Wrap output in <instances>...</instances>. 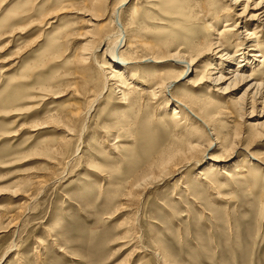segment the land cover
<instances>
[{
    "label": "rangeland",
    "instance_id": "rangeland-1",
    "mask_svg": "<svg viewBox=\"0 0 264 264\" xmlns=\"http://www.w3.org/2000/svg\"><path fill=\"white\" fill-rule=\"evenodd\" d=\"M90 1L0 0V264H264V166L250 158L264 164V138L246 126L264 121V63L248 59L252 66L223 83L195 85L219 64L214 49L205 53L226 23L215 15L226 14L234 33L244 31L243 19L250 31L255 22L237 17L234 0H211L215 11L209 0L127 1L126 41L135 32L147 43L161 38L164 60L127 65L124 87L110 84L85 116L103 89L98 65L114 66L105 54L113 41L101 42L125 2L105 0L107 15L95 22ZM90 23L104 26L89 33ZM263 31L256 37L264 52ZM98 47V63L79 62ZM177 53L196 72L177 78L170 94L155 91L161 73L180 72L166 61ZM244 59L221 64L235 71ZM251 70V79L231 82ZM251 94L260 98L253 114ZM205 98L214 104L199 103ZM172 99L207 128L191 116L175 124ZM181 147L192 161L180 173L174 163L159 167Z\"/></svg>",
    "mask_w": 264,
    "mask_h": 264
},
{
    "label": "bare ground",
    "instance_id": "bare-ground-1",
    "mask_svg": "<svg viewBox=\"0 0 264 264\" xmlns=\"http://www.w3.org/2000/svg\"><path fill=\"white\" fill-rule=\"evenodd\" d=\"M104 1L105 0H91L89 2L92 4L90 8L88 7V12H89L88 15L91 16V18L89 20L95 21V22L99 21L98 18H96V17H98V14H99L98 12L103 10ZM127 1H129V0H125V2L121 4V6H119V7L117 6V7L113 8V10H112V13L110 16V23H112L114 30H113L111 35H107V36L103 37L101 45H102L103 41H105V42H109L111 40L113 41L111 47H108V46L106 47V49H105L106 53L105 54L109 53V55H111V59H112V63L114 64V66H113L114 68L112 66H110L109 63H107V64L103 63V65H101V66L98 65L100 72L97 73L96 76L99 74V79H97V80H102L103 89L98 94H96L95 92H93L91 90L89 91V93L93 92V94H95V95L93 97L94 101L91 102L93 104H91V106L89 108H87L85 116H88L92 113V111L94 109L93 106L97 103V101H98V99H100L103 91L106 90L110 86V84H111V86H117L120 88L124 87L125 81H124L123 77H124V73L127 71V65H130V64L133 65V64H137V63H148V62H152V63L157 64V63H160L158 61L164 60V57H162V55L158 56L159 55L158 49H160L162 47V44L164 45V42H162L161 38H160L161 40L159 38L155 39L157 41L159 40L160 43H157L154 40V42L148 41V43H149L148 44L145 40L140 39V37L138 36L139 32H135L134 34L132 33L131 38H127V41H126V36H125L126 31L123 27L124 25L122 23L123 21L121 20L120 15H121L123 6L126 5L125 3ZM171 1L173 2V0H171ZM172 2H170V4ZM216 3L217 2H213V1L209 0V3H208L206 8L209 10L211 9V10L215 11L216 10V7H215ZM233 5L235 7L236 6H242L241 12H240L239 16H237V17H242V16L246 15V13H247V14H249V19L247 21H253V22H255V25L250 31V30H248L249 28H248V24L246 23V20L243 19L242 24L244 26V31H242L240 33H234L233 31H235V27H238V26L234 25L233 28H229L230 24L227 22L230 20H227L226 16H224L226 14L217 13L215 15L214 20H216V22H217L221 18H224L223 21L224 22L226 21V23L222 26L221 31L214 29L213 34L216 37H213V39H211L209 41L208 48L206 50L207 52H205V51L204 52L209 53L212 49H214V51H211V53L215 52V55L219 54V56H218L219 64L217 65L218 68L215 67V65H213L212 63L207 65L208 67L207 66L206 67H207V70L209 72L206 71L205 75L204 74H202L201 76L197 75V83L195 85H199L203 81L206 82V81H210V80L213 81V84H212L213 86L217 85L220 82L223 83V81L229 80V78H227V76L232 75V73H235L238 69L241 68V70L242 69L244 70V69H246V67L248 69V67L250 65L252 66V64H250L251 62H249L250 60H248V59H251L252 62L256 61L257 63H260V64L264 63V52L262 50L263 48L261 47L260 41L257 40L258 37H256V32L260 33V31L264 29V0H234ZM134 8L135 7H133L131 9L130 14L133 12ZM108 10L109 9L107 7L104 8L103 11H104L105 16L107 15ZM114 24H115V27H114ZM238 25H239V23H238ZM103 26L97 27L96 23H90L88 25V27L91 28L89 33H91L92 30H94L96 28H101ZM262 44H264V43H262ZM198 47H200V46H198ZM231 47H233V49H234L233 53H227L226 50L227 49L231 50ZM98 49H99V47L96 48L91 54L89 53V54L82 55V57H79L80 58L79 62L81 64H85L86 61H90V59H91L95 63H98L96 60V53H97ZM121 49H122V52L120 53L119 51ZM139 53H141V54L147 53V54L142 55V56H138L139 59H141V60L139 62H136L138 60H136L137 57L134 58V56L136 54L138 55ZM205 53H203V55ZM249 53H250V55H248ZM123 54H127V56H129V58L125 59L123 57ZM200 55H202V53H200ZM163 56H165V55H163ZM119 57L121 59H123V61H121L119 59ZM243 57L245 59L243 61L242 60L238 61L235 71H232L230 68H227L225 70L224 65L221 64V61H225L228 65V63L230 64V62L236 61V58L242 59ZM261 58H263V59L260 60ZM167 60L174 62L175 65L181 66V67H178V68H181L180 72L177 74V77H175V78H173L175 75L173 74V71H171V70H169L166 73H161V75H160L161 78L158 79L159 83H157V84L155 83L157 86L156 87L153 86V87L156 88L155 91L161 90L163 93L165 91V93L170 94L171 88H173L176 83H179L177 78L178 79L189 78V76L194 74L196 72V70H194L195 64L193 63V60H191L189 58V55L187 56L184 53H182V54L177 53V54L171 55L166 59V61ZM244 62H246V63L243 64V66H242L241 64ZM246 65H248V66H246ZM106 69H109L110 73H107L105 71ZM252 72H253V70H251V74H249V76L248 75L245 76L244 73L243 74H237L238 75L237 77H235V75H233V76H231V77H233V79L231 78L232 79L231 82L234 85L237 84V82H239V83L246 82L247 79L252 78ZM213 74L216 75L214 78H212ZM147 78H148V76H147ZM95 81H96V79H95ZM112 82H115V83H112ZM142 82H143V80H142ZM228 84L230 85V82ZM256 85L258 88L260 87L259 86L260 84H256ZM224 90H226V89H224ZM208 91H210V90L208 89ZM255 92H257V91H255ZM140 94H143V92ZM140 94H139V96H140ZM253 94H251L250 99L248 100L249 105L251 106L250 114H253L256 111L254 105L260 104V102L257 101L258 99H260L259 96L257 95L254 98ZM166 100L170 102V98L169 99L167 98ZM174 102L177 104V106L174 105L175 108L173 109V112L171 114V118L175 124H177V125L179 124L180 120H178V119H180L182 116H185L187 118L191 116L190 117L191 119H195L196 121H199L201 123V125H203V127L207 128L206 123H204V121H202L198 117V115H196L192 111V109L189 106H186V104H183V101H182V104L179 103L177 100H173V103ZM194 103H195V106H198V109L199 108L203 109V107L199 106V103H205L204 105H208V106H212V104H214L210 100V98H205L204 100L199 101V103H198V101H195ZM245 104H247V103H245ZM244 106H246V105H244ZM263 112H264V103L261 104V109H260V113H263ZM72 116H76V113L73 114ZM185 117H183V119H185ZM70 118H71V115H70ZM246 126L250 130L255 131L256 134H259L258 133L259 131L263 132L261 136L264 138V121L260 122L257 120L255 122L249 123ZM82 133H83V130H82L81 134ZM211 147H212V143L207 145V148L209 150ZM187 149L189 150V152L190 151L196 152L200 148L198 146H187ZM188 150H187V152H188ZM184 153H185V150L182 149V147H181V149L172 151L166 156L163 155V157L160 159V161L158 163L160 165L159 167L162 168L163 170H166L168 168L169 164H171V166H172V164L174 163L173 165L176 168L174 173H176V172L180 173L179 171H181V168H184V166L188 165V163H190V161H192V160H188L189 158H187V156L185 157ZM190 153H192V152H190ZM188 157H190V155ZM250 158L264 166V164L261 161H259L257 158L252 157V156H250ZM209 159L211 160V158H209ZM211 161H213V160H211ZM175 162H177V163H175ZM213 164L214 165H212L213 166L212 168H215L216 167L215 164H217L216 161H213ZM210 166H211V164H210ZM236 171H238V170H236Z\"/></svg>",
    "mask_w": 264,
    "mask_h": 264
}]
</instances>
